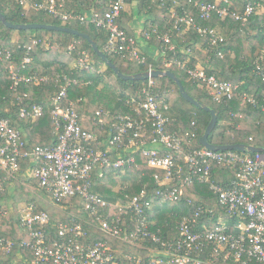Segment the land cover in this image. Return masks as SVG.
Here are the masks:
<instances>
[{
	"label": "built area",
	"instance_id": "built-area-1",
	"mask_svg": "<svg viewBox=\"0 0 264 264\" xmlns=\"http://www.w3.org/2000/svg\"><path fill=\"white\" fill-rule=\"evenodd\" d=\"M16 1L28 11L35 9L47 12L66 24L74 21L92 23L110 36L102 50L104 53L118 54L130 61L146 64L136 39L118 24L126 0L112 1L104 16L96 12L76 14L68 11L65 9V0ZM188 4L189 9L184 6L180 13L172 12L173 29L160 37L170 45L171 51L176 50L174 36L186 33L192 27L197 28L201 35H208L213 46L226 42L225 36L218 30L197 27L196 16L203 21H210L214 17L225 21L232 17L246 24L258 11V4L251 2L241 14L231 11L230 0H217L214 3L189 0ZM39 43L42 40L34 41V45ZM75 47V44L71 45L69 51L72 52ZM28 50H32V47ZM191 51L188 49L187 52ZM89 59L86 52H80L77 66L89 68ZM0 61L8 62L6 71L11 77V89L14 92L21 83L47 80L44 77L25 76L21 70H16L12 62V50L1 46ZM30 63L31 58L26 56L24 68ZM263 63L264 58H260L256 64L257 74L264 82ZM172 64L187 69L190 77L201 82L217 103L231 100L239 90V85L208 76L204 69H188L185 63L177 59L165 65L170 67ZM153 69L150 66L147 71ZM153 79H147L148 84L142 90L145 99L136 107L135 113L139 119L119 116L116 132L113 128L110 130L105 148L95 132L82 127L73 104L65 105L70 80L54 97L51 116L57 136L55 145L29 149V139L24 131L16 129L9 118L0 115V169L6 172L8 179L13 180L22 174L28 180H33L57 207H76V200H81L83 207L82 215L59 224L57 236L48 229L50 216L47 212L37 211L35 204L24 210L20 227L26 237L20 246L32 251L34 259L23 264H124L114 255L109 242L88 243L90 235L84 225L94 226L109 237L136 248H142V243L147 240L156 244L157 247L152 250L155 256L149 261L145 262L141 256L126 255L125 264H264V154L212 151L203 147L184 155L182 140L166 132L169 118L164 112L169 106L156 93ZM242 96L244 103L261 105L260 100L253 95L245 92ZM262 105L264 112V96ZM102 113L100 110L97 115ZM44 114L42 106H34L32 109L22 108L19 117L35 122ZM142 116L143 119L140 118ZM100 123L103 124V121L100 120ZM147 123L151 128V136L147 133ZM138 153L147 158L150 168L166 172L163 179L156 176L161 188L152 199L143 189L129 198L127 204L120 201L112 204L92 191L95 172L101 170L98 176L102 178L104 169L117 171L130 168L136 163ZM23 161L30 163L26 172H21ZM215 165L232 166L236 170L235 179L228 185L216 183L213 179ZM195 183L209 185L224 213L217 215L214 209L199 206L192 216H185L181 220L177 237L167 239L160 229L153 231L150 217L156 211L155 203H178L185 190ZM3 191V182L0 181V193ZM187 204L192 207V200L188 199ZM214 220H217V224L210 225ZM15 247V240L0 238V255H13ZM22 256L25 258V255ZM16 261L12 264H20Z\"/></svg>",
	"mask_w": 264,
	"mask_h": 264
},
{
	"label": "trees",
	"instance_id": "trees-1",
	"mask_svg": "<svg viewBox=\"0 0 264 264\" xmlns=\"http://www.w3.org/2000/svg\"><path fill=\"white\" fill-rule=\"evenodd\" d=\"M34 2L36 0H27ZM115 0H65V9L76 14H90L96 12L101 16L109 10L110 3ZM189 0H126L124 10L118 19L119 27L137 41L140 53L146 58V64L130 61L118 54H108L109 59L125 75H136L147 71L150 66L162 71H172L181 81L186 92L201 104L216 111L218 123L209 137L215 146H228L242 144L264 148V112L262 98L264 96V82L257 74V60L264 58V13H259V8L264 7V0H230L231 11L243 13L247 4L257 3L258 11L246 24L235 21L232 17L225 21L214 17L210 21H203L195 17L197 27L214 28L222 33L226 42L213 46L208 35H201L197 28L192 27L183 34H176L173 42L176 50L171 51L170 45L161 40L170 29H173L174 19L172 10L181 12L183 5L189 9ZM196 2L214 3L217 0H193ZM182 6H181V5ZM180 5V6H179ZM260 6V7H259ZM0 12L12 24H44L58 27H69L83 34H87L98 47L103 50L110 36L105 30L97 28L92 23L81 24L77 21L64 23L61 19L47 12L25 9L16 0H0ZM139 15L146 19L140 24L138 31L137 22ZM18 36V38H16ZM35 40L42 43L34 45ZM75 44V49L69 48ZM0 46L12 50V62L16 70H21L25 76L47 78L43 82L21 83L18 90L11 89L12 81L6 71L8 62L0 61V115L9 118L16 129L25 130L29 137V149L37 146H53L57 136L52 125L51 110L54 107V97L58 95L67 80L71 81L68 87L65 105L73 104V109L81 119L82 127L86 131L94 129L102 147L110 137V130L114 133L117 118L130 116L138 118L135 110L138 104L144 101L142 90L147 86V80H123L109 68L104 61L93 51L89 41L83 37L59 31L44 29L14 30L7 28L0 21ZM20 47V48H19ZM32 47V50H28ZM191 49V53L187 52ZM80 52L89 56V68L81 69L77 66ZM31 58V63L24 68L25 57ZM178 60L185 63L188 69H204L208 76L217 80L239 85L238 92L231 100L217 103L207 92L201 82L190 77L187 69L172 64L167 67L168 61ZM104 68V69H103ZM264 69V63H263ZM156 93L165 99L169 108L164 114L169 118L166 128L168 134L182 140L184 155L203 149L200 139L204 135L210 121L211 113L202 110L184 99L177 83L168 78L153 79ZM255 96L261 105L253 106L244 103L243 93ZM42 106L45 110L43 117L32 124L29 120L20 119L22 108L32 109ZM101 108V109H100ZM103 113L98 116L100 110ZM144 118V116L140 117ZM103 121V124L100 123ZM148 125V123H147ZM147 133L151 136V128L147 126ZM251 154V153H249ZM253 155V154H251ZM183 163V162H182ZM30 166L29 161H23L21 171L25 172ZM100 171L94 174L92 191L103 199L116 204H127L129 198L139 194L145 189L152 199L161 188L156 176L163 179L165 171L149 167L147 158L142 154L136 155V163L124 170L104 169L106 177L99 178ZM236 177V170L232 166H214L213 179L221 185H228ZM0 181L3 182L4 191L0 193L1 202L6 198L5 191L11 187L12 179H8L6 172L0 169ZM122 181H129L130 187L114 191V186ZM21 184L17 185L16 194L23 193ZM41 191H43L41 189ZM29 193L25 191L24 196ZM127 196V198H125ZM37 199V198H35ZM191 199L192 207L187 204ZM21 202V197L16 204ZM76 207L61 205V216L56 217L43 207L37 211L47 212L50 216L49 231L57 236L59 224L70 221L74 216L83 214L81 200L74 202ZM156 211L151 215V229L161 230L167 239L177 237V227L185 216H192L195 208L206 206L216 211L217 215L223 214V209L218 205L216 197L208 184L195 183L185 190L183 198L178 203H155ZM15 209H17L15 207ZM82 210V211H81ZM81 211V212H80ZM85 213V212H84ZM86 214V213H85ZM210 223V222H209ZM208 223V224H209ZM217 220L210 225L215 226ZM90 235L88 243L107 241L111 244L114 255L125 264V256H141L145 262L153 258L152 252L157 246L147 240L142 243V248L133 247L127 243L109 237L94 226L84 225ZM133 229V227H131ZM26 233L20 227V215L15 210L7 217H1L0 238L13 239L16 247L13 255H0V262L12 264L18 255H25L29 262L34 259V253L20 246Z\"/></svg>",
	"mask_w": 264,
	"mask_h": 264
},
{
	"label": "water",
	"instance_id": "water-1",
	"mask_svg": "<svg viewBox=\"0 0 264 264\" xmlns=\"http://www.w3.org/2000/svg\"><path fill=\"white\" fill-rule=\"evenodd\" d=\"M0 21L10 29L14 30H31V29H44V30H49V31H59V32H64V33H69L72 35L80 36L89 41L91 44L93 51L97 54L98 57L101 58L102 61L105 62V64L111 68L118 77H120L123 80H147L150 77L153 78H160V77H168L172 80H174L177 85L179 86L180 93L184 97L185 100H187L189 103L195 105L196 107L205 110L209 113H211V121L204 133V135L200 139V144L209 150L212 151H237V152H242V153H251V154H264V148L256 147V146H247V145H242V144H236V145H228V146H215L210 143L209 137L212 134L213 130L216 128L217 123H218V116L215 110L212 108L208 107L205 104L199 103L197 100L192 98L185 90L183 87L181 81L176 77V75L168 70V71H162V70H157L153 69L152 71H143L141 73H138L136 75H125L121 72V70L109 59L108 55L104 53L98 45L90 39V37L87 34H83L75 29L69 28V27H58V26H53V25H44V24H12L8 22L6 17L0 12Z\"/></svg>",
	"mask_w": 264,
	"mask_h": 264
},
{
	"label": "rangeland",
	"instance_id": "rangeland-1",
	"mask_svg": "<svg viewBox=\"0 0 264 264\" xmlns=\"http://www.w3.org/2000/svg\"><path fill=\"white\" fill-rule=\"evenodd\" d=\"M182 7H184V5ZM172 12H176V9H173ZM259 13L260 14L264 13V7L259 8ZM138 19L140 20V23L137 22L138 23L137 28L139 31L141 29L140 24L146 19V17L144 15H139ZM16 38H18V36ZM106 175L107 174L105 172V177ZM18 184H21V186L24 188L23 193L19 192L18 194H16ZM130 186H131V183L129 181H122L121 184L114 186V191L118 192L120 189L130 187ZM25 191L29 193L28 196L27 195L24 196ZM5 193H7L8 195H6V198L3 199L1 202L2 207L0 210V222H1L2 216L7 217L8 215H10L11 211L13 213L15 210L19 213L21 217L23 211L26 210L32 204H35L37 207H43L45 210H47L48 212H50L56 217H60L61 214H63L61 213L62 208L54 205L51 202L48 195L44 191H41V189L37 186V184L33 180H28L22 174H20L19 176H17L15 179L12 180L11 187L8 188L5 191ZM19 197H21V202L16 204V200ZM15 207L17 209H15Z\"/></svg>",
	"mask_w": 264,
	"mask_h": 264
},
{
	"label": "crops",
	"instance_id": "crops-1",
	"mask_svg": "<svg viewBox=\"0 0 264 264\" xmlns=\"http://www.w3.org/2000/svg\"><path fill=\"white\" fill-rule=\"evenodd\" d=\"M36 122V121H35ZM35 122H32V124H34ZM24 131V133L26 134V136H27V138L29 139V137H28V134L26 133V131L25 130H23ZM91 131H93V132H95L96 133V131L94 130V129H92ZM97 134V133H96ZM19 256H20V258H19ZM16 261V260H15ZM18 261V262H17ZM17 263H25V262H29V260L27 259V258H24L22 255H18V259H17Z\"/></svg>",
	"mask_w": 264,
	"mask_h": 264
}]
</instances>
